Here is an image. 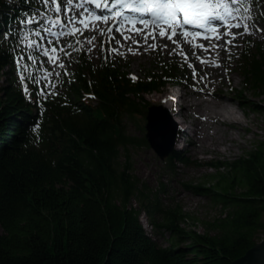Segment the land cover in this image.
<instances>
[{
  "label": "trees",
  "instance_id": "obj_1",
  "mask_svg": "<svg viewBox=\"0 0 264 264\" xmlns=\"http://www.w3.org/2000/svg\"><path fill=\"white\" fill-rule=\"evenodd\" d=\"M34 1L0 0V264H232L244 255L264 234V138L234 159L207 162L218 169L209 186L190 185L227 207L210 224L214 232L184 226L189 214L163 208L132 172L129 147L148 142L126 122L145 119L152 104L145 94L184 74L166 62L134 76L75 52L59 93H39L27 74L25 91L13 46ZM250 2L264 21L260 0ZM239 56L245 91L264 95V44ZM238 95L264 121V105ZM175 162L190 160L175 150L165 165ZM143 212L156 233L169 234V245L146 232Z\"/></svg>",
  "mask_w": 264,
  "mask_h": 264
},
{
  "label": "rangeland",
  "instance_id": "obj_2",
  "mask_svg": "<svg viewBox=\"0 0 264 264\" xmlns=\"http://www.w3.org/2000/svg\"><path fill=\"white\" fill-rule=\"evenodd\" d=\"M38 4L39 7L36 14H41L45 20L38 22L36 31L27 30L20 35L17 40L16 51L19 54V58L23 56V60L25 61L29 60V56L35 57L38 69L35 73L36 85L41 91L59 87L58 83L62 72L71 62V55H65V52L71 53L72 50L76 49L85 51L95 63L105 56L112 60L114 64L127 68L134 75L141 76L147 73L153 66L165 64L166 62L172 63L178 70L179 75L184 74L182 78L183 86L168 83L157 91L145 94V99L167 109L170 121L177 123L178 139L181 141L180 147L176 145L175 150L189 158L190 162L186 164L175 162L174 167L168 169L165 165L167 158L161 159L148 144L129 147L130 164L132 172L146 184L145 191H156L157 196L155 199L163 208L167 209L178 205L184 212L189 214L190 218L182 223L184 226L195 228L201 232L207 230L214 232L210 224L220 216H223L227 207L214 201L206 194L194 191L190 185L194 186L204 183L205 186H209L213 183V179H210V176L216 174L218 169L215 166H210L207 162L210 160L234 159L246 150L251 149L257 140L264 138L263 116L241 103V97L238 95L240 91V93H243V96L247 97L245 99H250L253 102L264 105V95H259L252 89L245 91L243 74L240 72L241 56L239 54L242 49L248 45L264 44V21L256 17L254 5L249 0H243L241 4L231 6V9L233 7L235 9L239 8V12H237L239 15L233 17V20H235L233 22L240 23L241 27L235 30V38L233 36L227 37L226 41H231V43H227L221 47L213 59V64L217 66L218 74L221 78L219 89L222 93L232 97L233 103L231 105L235 114V118L231 119L230 122L221 125L216 119H195L196 116L193 115L194 113L191 108L188 111L189 115H191L190 117L178 115L170 102L160 99L168 89L176 88L178 91L194 92L196 85L201 80L199 76L202 70L196 65L191 51H186V48L182 47L183 55L179 53L170 54V50L176 47L174 46L175 44H172L168 48L158 49L155 48L154 43L141 60L133 59L126 56L123 51H116L113 39L110 36L106 37L100 31L96 32L94 48L90 49L89 43L86 42L87 37L85 34H76L69 39L65 36L53 35L52 33H59V29H55L54 27L50 33L45 34V29L49 26H44L46 22H52V25L47 29L48 31L53 26L55 18L57 16L60 17L61 13L53 11L51 5L46 6L42 0H38ZM260 4L263 7L264 0H260ZM249 16L251 19L246 18ZM245 25L248 27L247 32H245ZM70 30L73 31V28H70ZM36 32H40V36L35 35ZM114 37L116 38V36ZM50 41L52 43H49ZM31 42H35V46L29 47ZM176 44L181 46L180 43ZM52 48H56L57 51L52 52ZM60 48H63L64 51H59ZM45 50L48 51V55H44ZM49 57H58L59 59L53 63ZM200 58L204 59L203 56ZM60 63L64 65L63 68L58 67ZM225 70L228 71L226 77ZM21 72V69L17 72L19 78ZM48 73H51V75H48ZM4 78L2 76V81L5 80ZM22 85L24 88L26 87L25 83H22ZM230 87H233L232 90H230ZM182 103L183 100L180 101V104ZM204 108L205 106L202 105L199 110L202 109L201 111L204 113L203 117H209V110H205ZM219 118L221 119L222 117ZM126 122L127 130L131 135L140 136L144 134L145 131H142L139 127V124H145L146 122L142 115L138 114L132 118L127 117ZM193 128H196V134ZM185 133L189 134L190 139L193 136L198 140V146H195V150L191 146L189 150L183 149V146L189 145ZM123 151L124 149L120 151V159L122 161L124 160ZM220 170L226 171L225 168H221ZM160 217V214L156 213L152 218L155 221H160ZM141 221L146 232L151 234L160 244L166 246L170 244V237L167 232L160 233L159 229H157V233L154 231L148 213L143 212L141 214ZM263 237L264 234L261 235L259 240Z\"/></svg>",
  "mask_w": 264,
  "mask_h": 264
},
{
  "label": "bare ground",
  "instance_id": "obj_3",
  "mask_svg": "<svg viewBox=\"0 0 264 264\" xmlns=\"http://www.w3.org/2000/svg\"><path fill=\"white\" fill-rule=\"evenodd\" d=\"M61 3L62 8L66 6L71 9L67 15L61 11V13L63 12V15L69 19L66 26L79 29L77 34H85L87 37L86 42L89 43L90 49L94 48L93 38H96V32L100 31L103 32L106 37L110 36V38L113 39L116 51H123L126 56L133 59L141 60L143 55L148 52V49L154 43L155 48L158 49H163L164 47L168 48L171 47L172 44H175L174 46L176 47L170 50V54L183 53L182 47L186 48V51H191V55L195 60L196 65L202 70L200 72L201 75L199 76L201 77V80L196 85L194 92L178 91L176 88L168 89L163 93V96L161 95L162 98L160 97V99L162 101L170 102L174 111L178 115L190 117L191 115H189L188 111L191 108L194 113L193 115L196 116L195 119H216L221 125H224L226 122H230L231 119L235 118L234 110L231 105L233 103L232 97L222 93L219 89L221 78L218 74L217 66L213 64V59L217 55L218 50L227 44V37L233 35L235 37V30L239 28L226 27L225 24L219 20H213L210 25H205L204 27H197L195 25L200 23V21L197 20V23L194 22V24L183 25L180 28H176L177 35L172 36V39H168L167 36L158 35V33L166 26L163 24H152L149 16L138 14L137 18L130 19L122 14L114 20L112 25L109 26V29L106 31L108 22L113 19L110 15L107 16L106 20L105 18H101V16L104 15V12L96 14L99 19H96V17H88L90 10L96 5V0H73L72 4H68V0H61ZM77 5H82V7ZM119 6H121V4H119ZM233 9H235V7L229 10ZM218 11H220L221 14L224 12L222 8L218 9ZM237 15L239 14L233 11V16L227 19V24L229 26L237 23L233 22L235 21L233 20V17ZM73 16L78 20L83 19L89 27L85 28L81 23H71L70 21ZM39 20L43 21L44 18H40ZM140 20L147 21V26L142 24ZM185 32L189 33V35L185 36ZM226 32H230L231 34L224 35ZM115 35H117L116 38L114 37ZM217 35L220 36V39L216 38ZM205 37H208V39H205ZM173 41L180 43L181 46H178ZM206 44H208V46H206ZM201 45L203 47H201ZM201 56H203L204 59H201ZM224 73L226 77L228 71L225 70ZM232 88L233 87H230V90H232ZM181 100H183L182 104H180ZM202 105L205 106V110H209V117H203L204 113L201 111L202 109L199 110ZM219 117L222 118L220 119ZM193 130L196 134V128H193ZM185 134L188 138L189 145L183 146V149L189 150L191 146L192 149L195 150V146H198V140L193 136H191L192 139H190L189 134ZM178 140L179 139H177L176 145L177 147H180L181 141Z\"/></svg>",
  "mask_w": 264,
  "mask_h": 264
},
{
  "label": "snow or ice",
  "instance_id": "obj_4",
  "mask_svg": "<svg viewBox=\"0 0 264 264\" xmlns=\"http://www.w3.org/2000/svg\"><path fill=\"white\" fill-rule=\"evenodd\" d=\"M42 2L48 6L49 4L52 7V10L56 13H60L62 10L65 15L69 11H71L68 7L62 8L61 0H42ZM135 4L137 5L134 8H131V10L141 13L142 15H147L151 19L152 24H163L166 27L163 28L158 35L160 36H167L168 39H172V36L177 35L176 28H180L183 25L188 24H194L195 21L199 20L200 23L196 24L197 27H204L205 25H210L213 20H219L222 23L225 24L226 27H235L239 28L241 27L240 23H236L233 25L227 24V19L229 17L233 16V11L239 12V8L229 10L231 9L232 5L241 4L243 0H134ZM73 0H68V4H72ZM82 7V5H77ZM126 7H131L130 5H125ZM223 9L224 12L221 14L218 9ZM247 11V10H245ZM122 15V14H121ZM247 19H251V17H246ZM35 19V17L32 18V20H28V23H32V21ZM96 19H99V17H96ZM107 18H105L106 20ZM71 23H81L84 25L85 28H88L89 25L83 20V19H77L75 16L71 18ZM142 24H145L147 26V21L140 20ZM56 23H62V20L59 16L55 18L53 21V24ZM245 27V32L248 31L247 25ZM170 30V32H169ZM49 32L51 29L48 30ZM79 29H75L73 32L70 33H52L53 35H75L76 32H78ZM140 31V30H137ZM185 36L189 35V33L185 32ZM230 32L224 33V35H230ZM35 35L40 36V32H36ZM151 35V34H149ZM154 38V37H153ZM217 39H220V36L217 35ZM233 38L234 35H233ZM94 39V38H93ZM205 39H208V37H205ZM90 42V41H89ZM174 43L176 41H173ZM49 43H52L51 41ZM226 43H231V41H226ZM35 46V42H31L29 44V47ZM201 47H203L201 45ZM52 52H56V48L51 49ZM59 51H64L63 48H60ZM183 55V53H181ZM44 55H48V51L45 50ZM65 55H71V53L65 52ZM24 57L21 56L19 59H17L16 63L18 66V70L21 68H27L28 66L23 64ZM29 60H33L35 62V57L29 56ZM49 59L55 63L56 60H58V57H49ZM204 62V61H202ZM58 67L63 68L64 65L62 63L58 64ZM67 74V73H65ZM48 75H51V73H48ZM59 75V73H57ZM21 81L25 79V76L23 72L20 74ZM135 79V77H133ZM38 83V81H37ZM54 86V85H53ZM25 91H27V88L25 87Z\"/></svg>",
  "mask_w": 264,
  "mask_h": 264
},
{
  "label": "water",
  "instance_id": "obj_5",
  "mask_svg": "<svg viewBox=\"0 0 264 264\" xmlns=\"http://www.w3.org/2000/svg\"><path fill=\"white\" fill-rule=\"evenodd\" d=\"M170 120L168 111L163 106L154 104L148 107L145 136L161 159H165L176 148L178 126L176 122L172 123ZM232 264H264V237L244 255L233 260Z\"/></svg>",
  "mask_w": 264,
  "mask_h": 264
}]
</instances>
